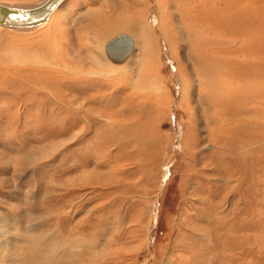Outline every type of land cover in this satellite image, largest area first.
Wrapping results in <instances>:
<instances>
[{
	"label": "rangeland",
	"instance_id": "1",
	"mask_svg": "<svg viewBox=\"0 0 264 264\" xmlns=\"http://www.w3.org/2000/svg\"><path fill=\"white\" fill-rule=\"evenodd\" d=\"M163 1L67 0L51 25L0 26V241L12 238L4 227L25 234L39 224L45 254L30 264H264V119L242 125L221 116L244 94L264 99V76L253 68L256 96L218 100V111L198 86V62L210 60L188 36L196 22L181 13L189 6ZM250 1L262 8L264 27V0ZM165 8L171 34L157 28ZM147 15L156 27L145 41L138 31ZM221 26L228 34V23ZM122 33L134 48L116 64L105 45ZM45 36L70 71L25 66ZM145 65L164 91L135 87ZM180 79L197 84L189 100ZM224 125L231 129L217 130ZM6 242L7 253L17 245Z\"/></svg>",
	"mask_w": 264,
	"mask_h": 264
},
{
	"label": "bare ground",
	"instance_id": "2",
	"mask_svg": "<svg viewBox=\"0 0 264 264\" xmlns=\"http://www.w3.org/2000/svg\"><path fill=\"white\" fill-rule=\"evenodd\" d=\"M170 1L171 0H165L163 1V3L164 5H166ZM155 2L158 3V0H155ZM0 3L6 4L12 7H16V8H28V7L38 5V4H35L32 6H19V5L14 6V5L1 2V1ZM181 4L182 6H184V4H187L186 6H189L187 7L188 8L187 15L185 14V12L181 13L182 20L186 21L188 17L190 18L192 16L193 21L196 22V23L194 22L195 23L194 26H191L190 28H188V30L190 29L188 32V36L195 38L196 43H197L196 48H198V50L203 53L202 55H205L210 60V62L209 61L208 62H198L199 66L197 67V74L201 75L202 78H204V75H205V79H202L200 81L198 80V86L200 87V89L201 87L203 88L204 97L211 100L213 104L215 102V107H217L218 111H219L220 104H223L224 102L223 100L230 99L232 98V96H236V97L240 96L242 94L241 92L243 91L247 92L248 94L254 95L255 97L256 96L255 92L249 88V86H252L255 88L256 91H258L257 89L258 87L256 88L257 80L255 82L254 81L255 79L252 80L251 78L252 76H250L253 72V68L255 69V75L259 74L260 77L264 76L263 75L264 74V43L261 42L263 34H264V31H263L264 27H262L263 25L262 8L254 7L255 3L250 0H182ZM241 6H243V11L242 13H239L241 11ZM57 10H59V8ZM57 10L51 15L49 21L46 23H41L39 25L29 26V27H9V28L31 29L32 30V29H35L36 27H39V26L41 27L44 24L51 25V20L54 14L57 12ZM253 11L256 12V15L254 16H252ZM171 14L172 12L170 11V9L165 8L164 10L165 19H163V16H162L161 19H159V22L157 23V28H159L166 34H171V29H172L171 27L175 23L173 15ZM123 16L124 15L122 14V18ZM136 17L137 19L143 18V16H139L138 14V15H135V17L132 19L136 21L137 20L135 19ZM145 17H146L145 18L146 20L141 21V22L142 23L145 22L148 24L144 25V28L138 32H139V36L146 41V40H149L153 36L152 34L154 33V29L152 28L156 27V25L151 24L150 16L147 15ZM253 17H256V20ZM118 19H119V16H118ZM223 20H225L228 23V26H224L226 27L225 30L229 29L228 34L223 33L224 28H221L222 27L221 21ZM122 21H128V20L124 16ZM131 23L132 22H130V25ZM0 26L5 27L4 25H1V24ZM122 34H126V33H122ZM256 34H258L259 36H256ZM152 45L153 44H151L150 46ZM38 47L40 48V46ZM56 47H57L56 43H54L53 40L49 38L48 36H45V39L43 40L42 47H41L42 49L39 51L41 52V55L33 56V55H29L28 53H25L26 55L25 63H28V64H25V66H30V67L33 66V68L35 69L34 72L36 74H38L39 71L41 72L44 71L43 69L39 67H43L47 65H49L52 68L55 66L58 67V65H60L62 70L70 71V67L68 69L67 67L68 65L65 63V61L60 60L61 55L58 54ZM28 51L29 50H27L26 52ZM20 54L18 53V55ZM22 57H24L23 54H22ZM116 64H122V63H116ZM145 66H147L146 69L141 70L139 74L137 73L138 76H136V79L134 80L135 87L139 88L142 86L146 90L156 89L157 91V89H161L162 91L164 85L163 83H158L159 81L157 80L159 78L158 76H156L157 74L156 71L153 69H150L148 65H145ZM219 66L220 68L217 69V67ZM111 67L113 69H117L119 65H115ZM115 71H119V70H115ZM215 73H217V75ZM263 78L261 79V81L263 80ZM180 80H181L180 83L182 87H184V89L185 88L187 89L186 91L184 90L185 94H183V99L189 100L190 91L197 84L192 81L191 83L187 85V82H185L182 79ZM253 81L255 84H253ZM183 83H184V86H183ZM262 87L264 89V85ZM178 99L181 102L182 100L181 97H179ZM241 99L243 102L242 101L235 102L234 100H231L228 106L229 108H227V112H222L221 116L223 117L224 121L226 120L225 122L235 123V121H238L237 122L238 124L243 125L246 120H252L253 118L256 120L258 118L264 119V99L262 96H259V97L256 96V99H254L255 103H252L250 101L251 99H249L248 97L245 98V94H244V97H241ZM218 100L220 104L217 102ZM242 105L245 106L246 108L252 107L254 109V114L252 112L247 113V110L240 111V109L243 107ZM210 106L208 105L207 111L213 108ZM218 115L219 117H221L220 114ZM214 119L216 123V117ZM217 121H219V118H217ZM217 124L215 125V129H216V126L218 127ZM225 125L223 128L221 127L217 128V130L223 129V131L224 130L226 131V130L231 129L229 125L227 126ZM254 126L258 128L256 124ZM29 160L30 159H28L26 162H30ZM17 223L18 222L14 220V224H17ZM9 225L10 227L12 226V224H9ZM27 228H25L26 229V231H24L25 234H22L19 231V226L16 227V230L15 228L11 230H8L5 227L3 228L5 231H8V232L13 231L12 236H10L12 238H8V237L7 238L10 239L8 240L10 243L12 241L11 239H13L12 243L16 242L17 245L15 244L14 246H12V248H11V245H8V247H10L11 250L7 253L5 250V246H4L6 241L4 242L0 241V252L3 251L0 254V260H5L6 257H8L9 261H11V264H30L31 261H37L38 263L41 261L40 260L41 257L45 254L44 252H42L41 245H42L43 240L46 239V235L43 236V234L41 233L40 231L41 228L39 224L35 226H29V230H30L29 233H27V230H28ZM32 235L34 237H32ZM23 248H25L27 254H23L22 256L21 253H23ZM8 250L9 248L7 249V251ZM5 253L7 254L4 255ZM3 255L6 257H4Z\"/></svg>",
	"mask_w": 264,
	"mask_h": 264
},
{
	"label": "water",
	"instance_id": "3",
	"mask_svg": "<svg viewBox=\"0 0 264 264\" xmlns=\"http://www.w3.org/2000/svg\"><path fill=\"white\" fill-rule=\"evenodd\" d=\"M66 1L45 0L28 8H16L0 3V24L7 27H29L46 23ZM133 48V39L127 34H119L106 43L105 53L114 63H124L132 54Z\"/></svg>",
	"mask_w": 264,
	"mask_h": 264
}]
</instances>
